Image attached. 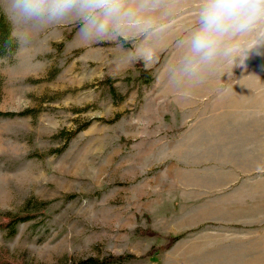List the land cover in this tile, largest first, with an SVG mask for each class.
Instances as JSON below:
<instances>
[{
	"label": "rangeland",
	"instance_id": "1",
	"mask_svg": "<svg viewBox=\"0 0 264 264\" xmlns=\"http://www.w3.org/2000/svg\"><path fill=\"white\" fill-rule=\"evenodd\" d=\"M198 5L163 0L139 12L151 32L92 42L70 19L0 56V264L141 256L165 236L113 264H264V55L178 83Z\"/></svg>",
	"mask_w": 264,
	"mask_h": 264
},
{
	"label": "clouds",
	"instance_id": "2",
	"mask_svg": "<svg viewBox=\"0 0 264 264\" xmlns=\"http://www.w3.org/2000/svg\"><path fill=\"white\" fill-rule=\"evenodd\" d=\"M0 0L2 13L19 49L32 37L72 19L85 42L121 36L127 29L148 33L151 19L139 12L154 11L163 0ZM182 55L173 70L185 87L202 84L225 66L244 65L252 55H264V0H199L196 26L179 42ZM231 74V73H229Z\"/></svg>",
	"mask_w": 264,
	"mask_h": 264
},
{
	"label": "trees",
	"instance_id": "3",
	"mask_svg": "<svg viewBox=\"0 0 264 264\" xmlns=\"http://www.w3.org/2000/svg\"><path fill=\"white\" fill-rule=\"evenodd\" d=\"M16 48V42L14 38L11 36V28L9 22L5 18V16L0 13V56H3L9 52L14 51ZM136 66L140 68V77L141 78H150L149 71L142 66L140 61H136ZM2 114V113H0ZM30 217L28 216H15L8 223V227L10 228V234L15 232V227L19 222L27 221ZM136 236H153L158 237L159 234L149 230V229H141L138 228L135 231ZM179 239V236H165L164 244L162 246H153L147 253L141 256H136L134 254H124L119 256H107L102 259L87 257L76 260L71 264H113L116 262H123L127 260H133L137 258H154L160 254L161 250L169 248L176 240Z\"/></svg>",
	"mask_w": 264,
	"mask_h": 264
}]
</instances>
